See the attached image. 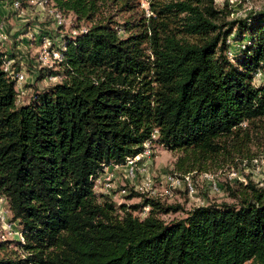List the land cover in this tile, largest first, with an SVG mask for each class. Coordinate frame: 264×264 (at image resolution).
<instances>
[{"label":"trees","instance_id":"obj_1","mask_svg":"<svg viewBox=\"0 0 264 264\" xmlns=\"http://www.w3.org/2000/svg\"><path fill=\"white\" fill-rule=\"evenodd\" d=\"M51 1L66 24L18 21L65 43L55 70L32 59L23 67L18 48L0 43V199L21 232V242H0V264H264V187L228 186L235 204L169 222L161 216L180 205L133 193L141 203L117 206L94 188L104 168L146 143L182 155L176 169L190 175L264 131V85L253 83L264 73V10L229 19L228 1L146 0L145 16L140 0ZM244 37L230 60V41ZM5 56L27 74L23 95L2 70Z\"/></svg>","mask_w":264,"mask_h":264},{"label":"rangeland","instance_id":"obj_2","mask_svg":"<svg viewBox=\"0 0 264 264\" xmlns=\"http://www.w3.org/2000/svg\"><path fill=\"white\" fill-rule=\"evenodd\" d=\"M225 1H228L231 7L236 9V14H231L229 19L233 17L243 18L250 11L258 12L264 10V0H214V3L216 6L222 7ZM136 5L138 4L135 2ZM135 11L139 15H150L147 1L140 0L138 10ZM124 17L126 16L120 15L118 19L120 20ZM8 26L10 25L8 24ZM10 27L12 28V26ZM68 27L65 29L66 31L69 30ZM12 32H10L11 34L7 33L14 44L12 46L15 47L16 42L23 43L22 40H17L12 35ZM247 41V37L242 38V41L231 40L227 52L228 58L233 61L239 58L241 50ZM27 43L29 44V40H25V44ZM21 49L22 51L18 50L19 53H24L21 56V58H24L26 52L22 47ZM18 50L15 49V53H18ZM27 57L29 60H35L36 52L34 46L31 48L30 54H27ZM19 60L24 61L25 59L21 60L19 58ZM24 65L26 64L24 63L23 67ZM28 67H31L30 64H28ZM18 68L21 67L18 65ZM253 83L256 87L264 85V73L258 72ZM44 84L42 82L38 87L43 88ZM255 135L258 136H253L252 143L244 146L243 152L240 155L236 153L231 156L222 154V156L213 160L203 161L201 164L197 163L194 166L195 171L189 175L190 184H192L193 188L192 193L188 192L185 184H181L175 188L169 180L173 175L176 177L184 176L183 172H178L176 169L178 159L182 155L158 145H150L151 156L141 162L140 167L144 169V172L137 174L134 182L141 183L142 178L149 177L151 187L162 203L168 206L180 205L183 208V212L180 211L161 216L166 222L181 219L185 217V212L196 207L208 204H235V200L230 198L228 194V186L235 189L250 181L257 187H264V131L259 130ZM100 182L102 185L100 188H97V192L108 194L117 206L124 205L128 207L141 203L139 198H130L133 193L137 194V192L134 191L131 185L132 182L126 179L124 168L116 171L111 170L109 167L106 168L100 175ZM147 213V211L142 209V211H137L133 214L142 219ZM20 233L18 224L11 221V215L6 202L0 199V242H21ZM14 246L15 244L10 245L9 250L13 249Z\"/></svg>","mask_w":264,"mask_h":264},{"label":"built area","instance_id":"obj_3","mask_svg":"<svg viewBox=\"0 0 264 264\" xmlns=\"http://www.w3.org/2000/svg\"><path fill=\"white\" fill-rule=\"evenodd\" d=\"M9 4L12 12V17L17 20H33V17L36 15L41 19H50L55 27H60L66 24L64 16L53 6L51 0H9ZM7 27V23L0 20V43L2 46L7 47L8 52H10L11 48L13 47L12 45L14 44L9 38V34H7ZM85 30L86 29H81L80 31L74 30L72 31V35L75 36L77 33L85 32ZM25 36L27 40L37 42L35 47L36 59L34 63L38 69L53 71L63 61V55L61 51L65 49L64 42H62L59 47H57L52 39L47 35L38 37L34 32L30 30L25 33ZM15 45V47L18 48L19 43L17 42V44ZM15 64V58L5 56L2 63V70L11 79L14 80L18 91H20V94L23 95L21 87L27 81V74L23 70L17 71ZM47 81L56 82L58 81V77L50 75L47 78ZM19 101L21 102V100ZM150 156V143H146L144 144V150L141 154L135 157L126 158L125 163L122 165L109 166V168L114 171L124 168L125 177L127 180L132 182L131 185L133 186L135 192L140 195H144L146 198H157L154 190L151 187V181L149 177L142 178L141 183L134 182L137 174H141L142 172H144V169L140 167L141 162L149 158ZM104 170H106V168H104ZM100 175L94 180V188L96 192L97 188H100L102 185L100 182ZM169 180L175 188L180 186L181 184H185L188 192H193L189 175H184L182 177H176L175 175H173L169 178ZM143 210L148 212L149 208L144 207Z\"/></svg>","mask_w":264,"mask_h":264},{"label":"crops","instance_id":"obj_4","mask_svg":"<svg viewBox=\"0 0 264 264\" xmlns=\"http://www.w3.org/2000/svg\"><path fill=\"white\" fill-rule=\"evenodd\" d=\"M0 20H4L7 25L9 24L10 26H12V28L10 26H8L7 31L9 34H11L10 32H12V35L17 39V40H22L23 43H19L18 45V49L20 51H22L21 47L25 50V52H29L28 51V45L25 44V40H27L26 38H24L25 33H26V29L23 28V22H19L18 20H16L14 17H12V12L10 9V4L9 1H2L0 0ZM32 47V45H31ZM30 47V48H31ZM12 53V52H11ZM21 53V52H20ZM22 55H24V53H21ZM22 59H25L26 65H28L29 63L32 65V61L27 60L28 58L25 56L24 58L22 57ZM25 60L23 62H25Z\"/></svg>","mask_w":264,"mask_h":264}]
</instances>
